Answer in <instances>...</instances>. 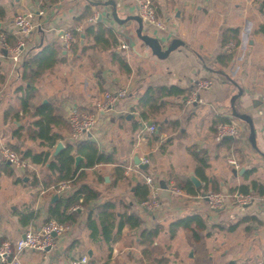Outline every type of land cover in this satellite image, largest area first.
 Returning a JSON list of instances; mask_svg holds the SVG:
<instances>
[{
	"label": "crops",
	"instance_id": "obj_1",
	"mask_svg": "<svg viewBox=\"0 0 264 264\" xmlns=\"http://www.w3.org/2000/svg\"><path fill=\"white\" fill-rule=\"evenodd\" d=\"M111 1L0 0L5 12L0 16V35L15 36L17 41L22 38L26 44L20 62L0 44V242L15 241L28 229L40 227L59 196L72 193V186L66 191L54 189L61 182L50 165L68 142L90 140L114 158L85 170L81 182L97 191L98 198L80 205L77 220L57 236L55 248L27 251L22 264H72L84 255L89 264H157L159 259L168 264H228L231 260L264 264V196L255 194L245 208L231 199L221 210H212L208 201L199 197L215 192L216 187L229 193L253 180L264 185V117L259 112L264 96L262 0H151L164 27L144 22V33L154 32L164 48L175 38L183 42L166 58L154 55L137 37V21L114 19ZM114 1L120 19L138 14L137 0ZM19 14L32 15L33 32L17 34L14 20ZM99 22L117 34V46L103 48L84 33ZM229 28L239 29L240 43L231 60L221 62L220 54L233 52H226L222 44V34ZM73 29L81 35L74 46L67 47L63 36ZM124 42L128 48H122ZM50 45L60 49V61L30 84L23 75L24 61ZM201 79H213V87L200 90L201 101L188 103L190 92ZM121 87H128L129 95L113 109L100 112L91 137L73 141L69 111L73 107L95 110L104 91ZM171 87L182 89V93L167 92ZM25 97H30L27 108ZM47 105L53 109L51 134L58 136L52 146L35 132L40 110ZM233 106L252 116L257 148L249 139L250 125L233 115ZM220 120L236 123L239 135L216 140ZM152 124L157 127L155 132L149 131ZM59 141L65 147L51 161ZM7 146L22 156L32 151L48 158L45 163L27 158L29 167L17 170L2 157ZM196 152L207 157V166L201 165ZM137 155L149 164L146 169L135 163ZM81 157L79 164L84 161ZM230 160H236L239 167ZM242 168L246 169L240 174ZM250 168L255 171L246 177ZM192 174L201 180L200 187L191 180ZM144 175H153L167 186L161 187L162 206L154 213L140 206L136 194L137 186L146 184ZM175 184L183 194H172L170 188ZM192 187L194 192H189ZM55 195L58 198L53 200ZM107 201L112 202L116 214L109 242L93 239L88 225L89 214ZM29 210L36 217L27 223L23 215ZM130 214L139 217L140 224L129 221ZM195 216L205 223L202 229L191 223L198 238L183 225L173 230L179 220ZM157 229V236L146 239L145 231Z\"/></svg>",
	"mask_w": 264,
	"mask_h": 264
},
{
	"label": "trees",
	"instance_id": "obj_2",
	"mask_svg": "<svg viewBox=\"0 0 264 264\" xmlns=\"http://www.w3.org/2000/svg\"><path fill=\"white\" fill-rule=\"evenodd\" d=\"M261 6L264 9V0H262ZM4 15L5 12L0 6V16L3 17ZM261 31L264 32V25L261 27ZM84 33L88 36H93L96 43L101 44L103 48L117 46L119 44L117 34L110 27L105 26L102 22L92 23V25L88 26L84 30ZM72 34L74 37L72 45L74 46L75 41H78L77 39L80 37L81 34H79L75 29L72 30ZM6 38L9 43L11 42V45H15L17 43V39L15 36H11L8 34ZM230 43H234L236 47L239 45V29L229 28L223 32V47ZM59 53L60 49L56 45H50L46 46L38 54L25 60L22 65L24 69V78L27 79L30 84L35 83L38 77H40V75L43 73V71L53 67L56 63L60 61ZM233 53L234 51L228 54H220L219 59L221 60V62L224 60V58L226 60H231V58L233 57ZM123 65L125 66V64ZM167 92H175L176 94H181L182 89L178 87H171L167 89ZM28 98L30 97H25L23 99V104L25 108H27L29 105ZM40 114L41 119H39L35 123V125L37 126V130H35L36 135L40 136L41 138L47 139L49 145L52 146L58 139V136L51 134V124L53 123L54 119L53 109L51 106L48 105L43 106L40 110ZM224 121L226 120H220V122ZM68 125L71 128L69 122ZM17 153L20 154V152ZM75 154H79L84 157V161H82L78 166H75ZM195 155L202 166H207L206 156H199L197 152L195 153ZM23 158H30L33 163H45L47 161L48 155L45 156L43 153H34L32 151H28L23 155ZM113 161L114 158L111 155L103 153L99 149L97 144L93 141L81 140L78 142H68L65 149H63L58 155L56 161L51 163L50 170L52 171L53 175H56L57 182L62 183L68 181L70 183V186L73 187V191L72 193L60 195L59 198L51 205L48 220L55 219L58 222L66 225H68L69 223H74L77 220L78 214V209H73L74 206L78 204H80L81 206H85L89 203V201L98 198L97 191L81 182L84 177L85 170L102 162L110 163ZM254 171V168L248 169L245 172V176L249 177L250 174ZM202 178L203 180L209 182V178H207L205 175H203ZM193 188L194 187L190 188L189 192H194ZM136 190V194L139 197V202L148 199L150 195V190L146 184H139ZM215 190V192H219L220 188L216 187ZM235 191H239L245 194H257L260 196H264V185L257 180H253L250 184H242L238 187L231 188L230 193H233ZM35 217V212L29 210L23 215V220L27 223H30L32 220L35 219ZM127 219L129 221L134 220L135 224H140L141 222L139 217L131 214L127 216ZM192 222H194L196 227L200 229L205 228V223L201 216H195L179 220L176 225H174L173 230L176 227H179V225H183L184 227L191 228L194 231L193 233L195 234V236L198 238V233L192 228ZM88 225L92 231L93 239H104L108 242L111 241L113 238V231L115 230L116 225V214L114 212V205L112 204V202H104L95 211L93 210L89 214ZM122 226L123 224H121L119 228L121 229ZM158 233V229L151 230L149 232L145 231V236L147 237L146 239H151L157 236ZM157 264L168 263L165 259H159Z\"/></svg>",
	"mask_w": 264,
	"mask_h": 264
},
{
	"label": "built area",
	"instance_id": "obj_3",
	"mask_svg": "<svg viewBox=\"0 0 264 264\" xmlns=\"http://www.w3.org/2000/svg\"><path fill=\"white\" fill-rule=\"evenodd\" d=\"M136 11L143 20L148 21L150 25L155 28L163 29V23L157 18L156 8L151 0H137ZM96 18H93V20ZM14 26L17 34L25 36L36 27L31 14H19L15 17ZM64 41L67 47L72 45L74 37L72 31H66ZM0 44L7 49L10 57L15 62H20L25 42L20 38L15 45H11L6 38V35H0ZM122 48H128V44L124 42ZM236 48L234 43L226 45V52H232ZM214 85L213 79H201L197 82L195 89H193L188 98V103H195L201 101L199 98V92L203 89H210ZM129 95L128 87L116 88L113 90L104 91L99 99L96 101L95 110L85 111L78 107H73L68 115L67 120L71 125V139L78 141L82 138L91 137L94 132L100 112H106L113 109L121 100L125 99ZM260 115L264 117V96L262 97V106L260 108ZM156 125L149 126L150 132H155ZM240 133L239 127L233 122H221L216 129L215 138L218 141L226 137H237ZM4 160L8 161L15 169L25 170L29 167V161L24 159L22 155L18 154L11 147H4L1 151ZM236 168L239 167V163L236 160H230ZM144 182L150 190L148 199L140 202L142 208H146L151 212H157L162 206V202L159 199L161 191V183L159 179L153 175H144ZM70 187L68 181L60 183L57 188L58 191H66ZM172 194H183V189L178 185H173L170 188ZM200 198H204L208 201L212 210H221L225 208L226 203L233 199L237 204L245 208L251 204L255 197L253 194H245L239 191L233 193H221L208 191L203 194H199ZM80 204L74 206L73 209H80ZM69 229V226L58 222L55 219H50L41 224L38 228H30L25 231L24 236L15 241L3 240L0 242V262L1 264H22V256L27 251H42L48 250L57 246V236L64 234ZM74 264H89V257L84 255L73 261Z\"/></svg>",
	"mask_w": 264,
	"mask_h": 264
},
{
	"label": "water",
	"instance_id": "obj_4",
	"mask_svg": "<svg viewBox=\"0 0 264 264\" xmlns=\"http://www.w3.org/2000/svg\"><path fill=\"white\" fill-rule=\"evenodd\" d=\"M113 7L114 10L112 11V16L114 17L115 20H117L120 23H125L128 20H135L138 22L139 26L136 29V34L137 37L143 42V44L145 46H147L151 52L156 55L159 58H166L169 56V54L175 50L177 47H179L181 44H183V42L177 38L173 39L172 42L169 44L168 47L164 48L162 43H161V38H159L158 36H155L154 32L153 34L151 33H144V22L149 24L148 21L143 20V18L136 14V15H129L127 16L125 19H120L118 16V12H117V7H116V2L114 0H112L110 2ZM128 40L130 41V45L132 46V38L130 36H128ZM240 93H242V89H240ZM237 98V96H235L233 98V102L235 101V99ZM233 115L240 118L241 120L247 122L250 125V136L249 139L252 143V145L257 148V142H256V130H255V126H254V121L252 116H250L247 113H241L238 112L234 106H233ZM230 138H233L230 136ZM64 144L63 142L59 141L54 149V151L51 154L50 160L53 161L54 158L60 153V151L64 148ZM82 159L81 156H77L76 157V165L79 164V161ZM135 163L142 169H146L148 167V163L146 162H142L141 158L137 155L135 157ZM246 168H242L241 171L239 172L240 174H243V172L245 171ZM191 180L193 181V183L197 186L200 187L202 185V182L199 178H197L194 174H192L191 176ZM161 187L163 188H167L165 182L162 180L161 182ZM58 195H55L53 200L57 199ZM24 236V235H23ZM74 264V263H72ZM228 264H236L235 260H231L228 262Z\"/></svg>",
	"mask_w": 264,
	"mask_h": 264
},
{
	"label": "rangeland",
	"instance_id": "obj_5",
	"mask_svg": "<svg viewBox=\"0 0 264 264\" xmlns=\"http://www.w3.org/2000/svg\"><path fill=\"white\" fill-rule=\"evenodd\" d=\"M234 201V200H233Z\"/></svg>",
	"mask_w": 264,
	"mask_h": 264
}]
</instances>
